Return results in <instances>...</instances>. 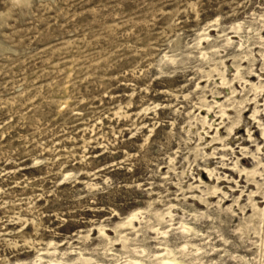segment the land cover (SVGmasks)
Segmentation results:
<instances>
[{"label":"rangeland","instance_id":"1","mask_svg":"<svg viewBox=\"0 0 264 264\" xmlns=\"http://www.w3.org/2000/svg\"><path fill=\"white\" fill-rule=\"evenodd\" d=\"M0 264H264V0H0Z\"/></svg>","mask_w":264,"mask_h":264}]
</instances>
